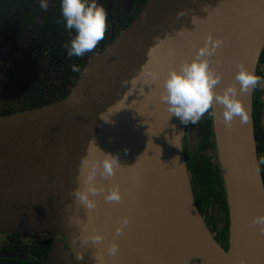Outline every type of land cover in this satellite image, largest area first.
I'll return each instance as SVG.
<instances>
[{"label": "water", "instance_id": "1", "mask_svg": "<svg viewBox=\"0 0 264 264\" xmlns=\"http://www.w3.org/2000/svg\"><path fill=\"white\" fill-rule=\"evenodd\" d=\"M263 50L264 0H148L63 99L0 115V232L62 233L75 264H264ZM203 79L228 250L198 209L184 151ZM59 260L54 243L49 264Z\"/></svg>", "mask_w": 264, "mask_h": 264}, {"label": "flooded vegetation", "instance_id": "2", "mask_svg": "<svg viewBox=\"0 0 264 264\" xmlns=\"http://www.w3.org/2000/svg\"><path fill=\"white\" fill-rule=\"evenodd\" d=\"M123 1L121 7H116V14L113 15L114 0H65L58 9L61 26H58L59 30L52 37V45L43 47L41 51L31 48L27 54L26 66L4 80L10 72V65L28 45L27 42L33 41L41 29L48 30L54 26L59 4L56 5V0H53L45 7L46 0H0V28H4L3 32L6 31L3 39L0 38V43L3 42L0 49L5 48L0 57V112L38 108L58 102L69 94L76 87L86 63L133 21L127 24L130 16L135 12L137 16L141 11L134 9L133 0L127 13L123 9ZM40 14L41 19L33 28V23ZM1 33L0 31V35ZM81 52L84 54L82 57ZM203 90V87L199 88L192 96L193 105L187 115L183 139L184 149L192 137L196 110L202 123L206 117L209 95ZM209 114L211 115V110ZM201 129L200 135L195 137L196 142L202 136ZM215 152L216 150L211 153L215 162H218ZM199 211L217 238V231L213 229L215 226L209 224L210 214L204 210ZM54 243L58 246L60 258L55 264H75L69 244L62 233L0 232V264H49V254Z\"/></svg>", "mask_w": 264, "mask_h": 264}, {"label": "trees", "instance_id": "3", "mask_svg": "<svg viewBox=\"0 0 264 264\" xmlns=\"http://www.w3.org/2000/svg\"><path fill=\"white\" fill-rule=\"evenodd\" d=\"M64 1L65 0H56V5H59L57 7V11L55 12L56 17L54 18L53 22L54 26L49 28L48 30L41 29L38 33L39 35H37V37H35L33 41L27 42L28 45L21 50L15 62L10 65V72L5 76L4 80H7L12 75H15L19 69L26 66V63L28 61L27 54L31 50V48L35 47L36 51H41L43 47L52 45L54 41L52 40V37L55 34V31L59 30L58 26H61V21H59L61 14L58 13V9L63 6L61 5V3ZM121 1L122 0H114L113 15L116 14V7H121ZM147 1L148 0H135L134 9H138V11L141 10L145 6ZM135 16L136 12L132 16H130L127 24H129ZM3 30L4 28H0V31L2 32L0 38L2 39L5 36L4 33H6V31L3 32ZM62 42H65V39H62ZM2 44L3 42L0 43V45ZM63 46H65V43L63 44ZM83 55L84 54H82L81 52L80 56L82 57ZM261 66L264 67V50L259 61L253 94L255 137L257 143L258 158L261 164V171L264 180V83H262V73L260 71ZM4 87L5 84H3V88ZM203 87V92L208 95L206 80L205 82H203ZM192 96H194V93L189 96V110L193 105L191 103ZM207 105L209 106L206 107L207 113L203 122L202 136L197 139L198 141L196 143L191 144L189 142L187 143V145L185 144L187 147L185 146L184 151L187 158L196 204L200 210H204L205 213L210 214L209 224L215 226V228L213 229L217 231L218 235L217 238H215L220 242L228 243L229 211L226 201V194L219 164L217 161L215 162V159H213L211 153L216 150V147L212 130V117L209 114V111L211 110L210 99L207 101ZM16 112L18 111L13 110L0 112V115ZM190 112L191 111H188L187 115L190 114Z\"/></svg>", "mask_w": 264, "mask_h": 264}, {"label": "rangeland", "instance_id": "4", "mask_svg": "<svg viewBox=\"0 0 264 264\" xmlns=\"http://www.w3.org/2000/svg\"><path fill=\"white\" fill-rule=\"evenodd\" d=\"M260 71H261V73H262V83H264V67H260ZM203 82H205V79H203L201 82H200V84L197 86V88L195 89V91H194V93L199 89V88H201V87H203ZM203 89H204V87H203ZM198 112V110H196V115H194L193 116V118H194V120L195 121H193V124H192V130H191V133H192V137H191V140H190V143L192 144V143H196V136L198 137L200 134H199V129H201L202 128V126H203V123H202V118L201 117H199L198 118V114L199 113H197ZM202 130V129H201ZM215 154H216V152H215ZM221 244L223 245V247L226 249V250H228V247H229V244L228 243H223V242H221Z\"/></svg>", "mask_w": 264, "mask_h": 264}, {"label": "bare ground", "instance_id": "5", "mask_svg": "<svg viewBox=\"0 0 264 264\" xmlns=\"http://www.w3.org/2000/svg\"><path fill=\"white\" fill-rule=\"evenodd\" d=\"M210 66H211V65H210L209 63H206V64L203 66L202 69L206 70V69L209 68ZM230 260H231V258H228L229 263H230ZM228 261H227V263H228ZM224 264H226L225 261H224ZM231 264H236V262H232V261H231ZM237 264H246V261H241V262H239V263H237Z\"/></svg>", "mask_w": 264, "mask_h": 264}]
</instances>
